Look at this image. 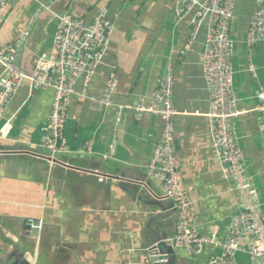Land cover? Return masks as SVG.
Wrapping results in <instances>:
<instances>
[{
	"label": "crops",
	"instance_id": "0c3cea01",
	"mask_svg": "<svg viewBox=\"0 0 264 264\" xmlns=\"http://www.w3.org/2000/svg\"><path fill=\"white\" fill-rule=\"evenodd\" d=\"M177 0H10L0 20V46L30 32L18 57L27 74L33 59L53 49L57 16L71 13L91 23L106 12L113 23L103 63L88 86L103 96L115 79L114 106L72 97L60 164L41 147L53 90L31 92L24 81L6 107L0 138V257L4 264H147L145 251L176 237L177 214L148 167L164 129L161 117L136 119L131 108L147 105L160 78L173 68L177 157L184 186L196 206L201 235L211 242L201 257L177 249L188 264H208L222 253L242 197L214 151L207 114L209 93L202 71L205 32L191 41L189 21L175 16ZM255 0H238L231 26L236 42L235 93L244 114L232 120L245 159V178L264 210V120L257 98L264 87V44L246 37ZM251 62L258 79L248 72ZM0 65V76L3 75ZM78 90L83 83L78 84ZM120 117V120H118ZM92 143V152L85 151ZM36 154L31 155V154ZM41 155V156H37ZM124 175L126 178H124ZM38 221L39 232L28 228ZM33 233V234H32ZM238 259L249 263L247 257Z\"/></svg>",
	"mask_w": 264,
	"mask_h": 264
},
{
	"label": "built area",
	"instance_id": "2783aa9c",
	"mask_svg": "<svg viewBox=\"0 0 264 264\" xmlns=\"http://www.w3.org/2000/svg\"><path fill=\"white\" fill-rule=\"evenodd\" d=\"M9 1L0 0V20L4 17ZM237 3L238 0L176 1V19L189 21L192 42L206 28L201 65L209 93L210 111L207 117L210 136L224 176L236 182L242 197L241 211L232 218L221 255L211 257L208 264H264V210L256 201V188L245 178L244 155L231 123L244 114L238 108L239 101L235 93L236 42L231 34V26L237 17ZM57 19L53 49L49 54L44 53L33 59L32 74H27L18 65L19 54L30 32L27 31L24 38L14 44L0 46V65L4 70L0 76V138L5 131L1 124L6 107L24 81L29 82L32 93L53 90L55 98L41 141V147L51 154L52 159L67 153L65 130L72 97L93 100L101 111H106L114 106L116 88L115 79L111 78L101 98L91 99L88 94V86L103 63L110 45L114 26L108 14H98L91 23L71 13H63ZM246 43L250 49L264 44V0H255ZM248 72L258 79L257 68L251 60ZM80 82L83 88L78 90ZM257 98L261 102L258 109L264 120V87L260 83ZM150 101L148 105L142 101L131 110L138 120L144 115H155L164 122L148 170L149 176L163 189L164 198L172 203L177 214L176 237L167 242H171L175 248L186 250L191 257L198 258L213 241L204 238L199 231L196 206L184 186L180 170L175 124L178 111L172 67L167 75L158 80ZM92 147V143H89L84 150L92 152ZM34 223L29 221L28 228H34ZM239 255L247 257L249 263L240 261Z\"/></svg>",
	"mask_w": 264,
	"mask_h": 264
},
{
	"label": "water",
	"instance_id": "95a60500",
	"mask_svg": "<svg viewBox=\"0 0 264 264\" xmlns=\"http://www.w3.org/2000/svg\"><path fill=\"white\" fill-rule=\"evenodd\" d=\"M202 31L205 32V40H206V28H203L201 32ZM32 155L35 156L36 154H32ZM37 156H41V155H37ZM59 157L60 156H58L55 159H52L51 154L47 153L44 155L43 158H45L46 160H48L53 164H60L61 160L59 159ZM124 178H126L125 175ZM39 224L40 223L38 221L34 223V228H32V231L35 232V234L32 233L33 236H36V233L38 234V232L40 231L38 228ZM145 257L147 264H188L186 259L184 260L179 258L177 254V249L173 246L171 242L163 241L160 238L158 239V243L155 246L145 251ZM0 262L4 264L5 262L4 258L0 257Z\"/></svg>",
	"mask_w": 264,
	"mask_h": 264
}]
</instances>
